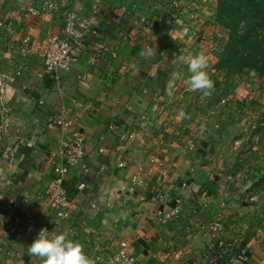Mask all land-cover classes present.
Masks as SVG:
<instances>
[{
	"label": "crops",
	"instance_id": "obj_1",
	"mask_svg": "<svg viewBox=\"0 0 264 264\" xmlns=\"http://www.w3.org/2000/svg\"><path fill=\"white\" fill-rule=\"evenodd\" d=\"M91 4L75 0L69 10L88 16ZM133 4L136 11L126 14ZM215 5L216 0H201L193 14L197 25L188 15L168 34L171 22L158 0H100L92 23L117 57L99 61L87 43L74 47L68 71L44 75L42 60L24 53L21 41L36 50L48 32L60 31L62 14L35 20L24 11L29 5L0 0V18L13 21L17 33L9 37L0 31V264L8 262L7 252L43 264L28 254L32 241L15 239L8 226L29 216L52 218L44 195L53 177L48 160L72 134L84 138V156L64 180L70 217L53 220V231L78 241L84 254L91 257L103 248L111 254L124 241L141 264H204L203 253L213 243L199 225L220 220L222 240L245 249L249 264H264V129L259 142L246 144L242 152L243 139L251 135L245 122L264 120V90L235 95L202 117L196 109L201 91L186 86L187 60L176 59L202 52L210 60ZM145 19L155 25L142 29L139 23ZM192 31L203 35L195 40ZM149 48L156 50L154 55L147 54ZM173 72L179 78L169 95L165 88ZM55 116L71 121V128H57ZM121 135L127 138L125 168L119 169ZM82 166L89 174L85 188L78 190ZM161 167L168 174L164 185L156 186ZM183 182L192 188H181ZM161 191L165 197L158 200ZM176 200L178 217L166 222L153 218L157 207L169 209Z\"/></svg>",
	"mask_w": 264,
	"mask_h": 264
},
{
	"label": "built area",
	"instance_id": "obj_2",
	"mask_svg": "<svg viewBox=\"0 0 264 264\" xmlns=\"http://www.w3.org/2000/svg\"><path fill=\"white\" fill-rule=\"evenodd\" d=\"M199 2V0H191L190 4L196 7ZM185 7L182 0L170 1L172 28L168 30L169 34L173 32L174 27L178 26L188 16ZM24 11L36 20L44 14L57 11V7L56 5L45 3L39 8L26 7ZM135 11L136 5L133 4L125 13L131 15ZM99 13L100 0H92L88 16L80 15L76 10H68L64 14L63 25L58 33L53 31L48 32L45 36L46 38L43 39L41 45L36 50L28 40H22V51L26 54L36 53L38 55L42 60L44 75H57L59 71H68L75 61V55L73 53L74 47L87 43L93 46V58L104 62L113 61L117 57L116 52L107 43L103 42L104 36L102 30L92 23L99 16ZM193 14L189 15L192 19L195 18ZM196 22L198 23L199 21L197 19L192 21L193 24ZM139 24L145 30L153 26L150 20H142ZM0 31L9 37H15L17 35L13 21L9 19L0 18ZM191 34L195 40L201 38L199 32L192 31ZM142 37L140 35L139 38ZM146 48H148V45H146ZM3 85V75L0 70V105L2 104L1 96ZM2 109L4 111V108ZM53 123L60 129L71 128V121L61 116L53 117ZM3 125V122H0V133ZM110 128L112 127L110 126ZM126 138L124 135H121L123 142L120 150L122 154L116 157L117 167L119 169L125 168L122 155L126 146ZM84 145V138L81 135L72 134L70 138L59 143L56 152L50 154L48 163L53 177L47 184L44 195L48 200L52 218L49 220L29 216L22 222L10 224L8 231L12 237L22 242L33 241L41 228H46L49 232L53 231V220L63 221L70 217L72 205L64 188V180L70 168L80 165L84 156ZM187 145L188 149H192L193 143L191 140L187 141ZM81 173L83 179L77 186L78 190L85 188L84 177L88 176L89 169L82 166ZM158 174L156 186H163V181L168 173L161 167ZM132 182L136 183L137 178L134 177ZM192 186V184L186 182L180 184V187L185 190H190ZM164 197L165 194L162 191L157 193L158 200H162ZM179 202V200H176L174 206L166 210L157 207L153 212V218L157 222H166L178 217ZM222 229L220 220H208L199 225V230L204 234H209L213 243V246L203 253L204 264H218L219 261L223 264H249V255L245 249L235 247L231 243L227 244L222 240ZM85 255L88 256L87 254ZM7 256L9 257L8 262L5 264H29L23 261L19 253L7 252ZM89 258L92 260V264H141L129 252L128 244L124 241L119 243L118 249L114 253L108 254L107 249L103 248Z\"/></svg>",
	"mask_w": 264,
	"mask_h": 264
},
{
	"label": "rangeland",
	"instance_id": "obj_3",
	"mask_svg": "<svg viewBox=\"0 0 264 264\" xmlns=\"http://www.w3.org/2000/svg\"><path fill=\"white\" fill-rule=\"evenodd\" d=\"M8 1L9 2L18 1V3L22 5H29L28 7H32V8H39L45 3H50L53 5H56L57 11L62 14V17H64L65 12L68 11L72 7L75 0H8ZM155 1L157 0H152V2H155ZM170 1L171 0H158L159 4H161L162 6H165L166 12L165 11L164 12L166 16H168L167 18L168 20L172 19V16H171L172 11L170 10ZM182 2L186 6L185 9H186L187 15H192L193 13H195V11H197L196 10L197 6L195 7L190 4L191 0H182ZM150 21H153L152 24L155 25V22L153 19ZM181 24L182 22L178 26H180ZM211 27H212L210 30V34H211L210 41L211 42L208 43L209 45L207 46L208 54L211 55V58L207 62L208 64L207 67H209L208 76L213 82L214 87L211 90V94L209 96H204L202 91L200 92L201 100H200L199 105L196 106V109H197V112L202 117L207 116V114L211 111L213 107L214 109L218 107L221 108L223 105H225V103H227L226 99L229 101L230 99L232 100L235 99L234 98L235 95L243 94L246 91L255 93L258 90H264V79L260 75L256 74L252 69H248V68L240 69L239 66L233 67V68L231 67L224 68L225 65L224 63L221 62V60H222V55H223L222 54L223 49L227 42L228 33L224 28L219 26V24L216 21V8H215V12L213 15V21H212ZM170 28H172V23H171ZM175 29L173 31H175ZM199 33L203 35L202 31H200ZM254 78H256V80L258 79L260 81V84ZM260 85H262V89ZM262 95H264V91ZM251 99H254V98H251ZM217 103L219 104V106L217 105ZM248 103L252 104V100H248ZM258 110L259 109H255L254 111H258ZM261 112L263 113L264 109ZM187 120H189L187 121L188 123L192 122L190 121L191 118H189V116ZM250 120H247L245 122V125H247V132L248 130L249 132L251 131V135L249 136V138L245 137L243 139V143L245 144H243L242 152L244 154L248 150L244 146L246 144L247 146L254 144V143L257 144L259 142L257 135L261 132V130L264 129V120L262 121L260 120V123H253V124ZM242 133L244 132H240L239 136H241Z\"/></svg>",
	"mask_w": 264,
	"mask_h": 264
},
{
	"label": "trees",
	"instance_id": "obj_4",
	"mask_svg": "<svg viewBox=\"0 0 264 264\" xmlns=\"http://www.w3.org/2000/svg\"><path fill=\"white\" fill-rule=\"evenodd\" d=\"M216 21L228 33L224 68L252 69L264 79V0H216Z\"/></svg>",
	"mask_w": 264,
	"mask_h": 264
},
{
	"label": "clouds",
	"instance_id": "obj_5",
	"mask_svg": "<svg viewBox=\"0 0 264 264\" xmlns=\"http://www.w3.org/2000/svg\"><path fill=\"white\" fill-rule=\"evenodd\" d=\"M155 52L156 50L149 48L147 54L151 56ZM176 59L180 63L187 60L189 75L184 81L186 86L191 90L202 91L204 96H209L214 85L205 71L208 66L206 55L200 52L195 55L189 54L187 57L179 55ZM178 78V73L171 74L165 88L169 95L174 87V81ZM179 115L183 117L185 114L180 112ZM27 251L33 258L40 259L43 264H92V260L84 254L83 247L78 241L69 239L64 233L49 232L46 228L39 230Z\"/></svg>",
	"mask_w": 264,
	"mask_h": 264
}]
</instances>
